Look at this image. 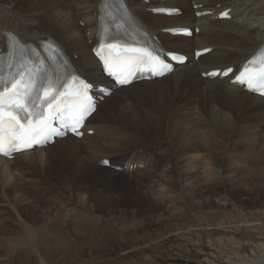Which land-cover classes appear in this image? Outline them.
<instances>
[{"label":"bare ground","instance_id":"bare-ground-1","mask_svg":"<svg viewBox=\"0 0 264 264\" xmlns=\"http://www.w3.org/2000/svg\"><path fill=\"white\" fill-rule=\"evenodd\" d=\"M100 2L0 0V49L4 48L6 32H13L25 43L34 45L52 36L77 55L76 62L88 79L102 84L106 80L100 75V65L92 55ZM153 3L148 6L137 0L132 6L145 25L157 32L167 50L188 54L191 61L161 80L132 84L106 99L88 119V129L94 130V135H85L80 140L69 136L13 161L0 158V206L7 203L13 210L9 214L15 215V218L11 217L12 222L0 220V243L6 245L8 250L5 249L11 254L30 249L35 242L65 247L71 239L75 241L79 234L82 236L87 230L97 228L102 219L115 218L117 213L122 217L138 216L146 205L153 211L160 210L162 205L158 201L173 202L170 200L174 195H170V185L175 181L173 167L170 168L172 160L180 166L179 190L185 202L194 209L208 205L199 193L207 192L211 188L209 183H217L219 177L223 178V182L220 181L222 187L233 195L241 192L245 183L264 187V148L259 153L248 149L241 153L242 159L229 161L224 156L214 159L207 165L209 170L204 168L205 174L201 169L198 172L192 154L199 148L203 151L221 149L222 140L214 138L213 129L207 131V126L225 130L234 122H243V130L249 121L248 113L253 109L259 110L254 115L261 117L258 121H264V98L230 85L228 79L210 81L201 76L211 70L238 68L264 42V0H166L165 3ZM201 3L209 10L222 4L217 12L231 8L233 17L225 21L210 17L196 19L192 7ZM158 7L180 8L184 13L179 17L148 15V8ZM83 23L85 27L81 26ZM195 26L201 32L193 39L162 33L164 29ZM209 47L214 48L210 54L198 62L193 61L194 50ZM193 111L197 120L193 119ZM241 114H244V120L239 119ZM196 126L200 128L194 129ZM245 138L236 141L244 145L248 140ZM105 159L123 170L99 167L98 163ZM207 171L211 175L208 179ZM31 172L48 176L47 187L52 196L46 199L56 203V207L42 208V214L30 209L39 214V220L28 219L27 222L20 219L18 206L29 215L30 210H24L28 208L26 204L34 205L42 199L33 193L46 194L43 187L36 186L35 181L28 178ZM196 184L200 187L198 191L194 187ZM73 187L82 192H66ZM97 189L100 191L98 196L92 197L90 190L96 192ZM107 205L113 208L108 213L97 208ZM163 208L175 212L173 206L164 205ZM54 209L55 213L52 212ZM0 212L3 217L9 215L7 210ZM159 215L163 216V213ZM14 224L16 228L11 229ZM140 224L142 222L138 221L130 228L124 225L123 228L136 229ZM240 264H264V255L251 257Z\"/></svg>","mask_w":264,"mask_h":264},{"label":"rangeland","instance_id":"rangeland-1","mask_svg":"<svg viewBox=\"0 0 264 264\" xmlns=\"http://www.w3.org/2000/svg\"><path fill=\"white\" fill-rule=\"evenodd\" d=\"M258 111L256 109L249 111V121L244 125L243 130H241L243 122L238 124L234 122L225 130L217 126L214 128L213 125L207 126V131L213 129L214 138L222 140L220 141L222 145L219 151L216 148L210 151L199 148L192 153L198 172L205 174L204 168L209 170L207 165L223 156L226 160L232 161L242 159L241 153H245L248 149L255 153L261 152L264 148V121H258L261 117L254 116ZM191 113L194 116L193 119L197 120L196 112ZM244 118V114L239 115L240 120ZM195 124L198 125V122ZM199 128L194 127V129ZM207 136H210L208 132ZM240 138H248V140L244 145H239L236 139ZM13 167L19 169V167ZM171 167L175 173V181L173 185H170L172 186L170 195L174 194L170 200L173 202L158 201L162 205L160 210L153 211L146 205L138 216L122 217L119 216L120 213L115 214V218L112 219L101 216L104 219L97 228L87 230L82 236L79 234L80 237L75 241L71 239L66 245L64 244L65 247H57L54 243L35 242L30 249L24 248L17 254H11L7 251V246L0 243V264H240L243 260L264 255V187L259 184L251 186L245 183L241 192L233 195L222 187L220 181L223 182V178L219 177L217 183L214 184L212 181L209 183L211 188L207 192L199 193L208 205L194 209L185 202L179 190L180 166H177V161L172 160ZM31 173L28 178L35 181L36 186L43 187L46 194L33 193L42 199L34 205L26 204L25 207L28 208L24 210L29 212L30 209H36L42 214V208H54L56 203H50L46 199L52 196L47 187L48 176L42 173ZM209 176L211 175H208L207 179ZM28 178L26 177V180ZM194 187L197 191L200 189L198 184ZM90 191L92 197H97L100 192L98 189L96 192ZM66 192L77 194L82 191L73 187ZM87 196L94 203L89 194ZM157 197L160 199L158 195ZM164 205L173 206L175 212L163 208ZM240 205L243 207L241 210L238 207ZM18 208L21 212L19 213L21 220H27V222L28 219L39 220V214L30 210L29 215H25L22 206ZM97 208L104 213L113 209L108 205ZM2 209L7 210L8 214L13 213L7 203L0 206V210ZM52 212L55 213V209ZM161 213L163 216L159 215ZM11 217L15 218V215L5 214L3 217L0 212L1 221L9 222ZM47 217L48 215L46 219ZM138 221L142 224L136 229L123 228V225L130 228V225L134 226L133 224ZM13 226L11 229L16 228L15 224Z\"/></svg>","mask_w":264,"mask_h":264},{"label":"snow or ice","instance_id":"snow-or-ice-1","mask_svg":"<svg viewBox=\"0 0 264 264\" xmlns=\"http://www.w3.org/2000/svg\"><path fill=\"white\" fill-rule=\"evenodd\" d=\"M227 16L228 13H222ZM10 41L11 52L9 55L20 51L23 45L14 34H7ZM110 49H116L118 45H108ZM208 51V49H205ZM264 51V50H262ZM109 68V74L114 76L122 86H127L136 79L137 74L148 73L151 76H162L174 71L172 65L161 58V54L148 48L122 49V54L117 53L114 61L103 58ZM113 68L118 69L112 71ZM12 81L5 83L0 79V154L9 155L11 152H22L32 149L36 145H43L50 141L51 137L61 136L62 133L54 122H58L67 112L70 123L67 127L76 134L84 126L87 116L95 110L90 103L88 89L91 85L81 81L80 87L74 90L57 92L51 81L37 88L39 81L35 78L39 70L29 69L27 81L24 80L26 72L23 65ZM233 73L231 67L218 72L208 73L210 76H228ZM73 79H77L73 77ZM232 83L246 86L250 91L264 89V59L256 66L255 58L250 59L238 74H234ZM42 92L41 95L34 93ZM264 96V91L260 92ZM71 97L68 99H61ZM101 163L107 165L108 160Z\"/></svg>","mask_w":264,"mask_h":264}]
</instances>
